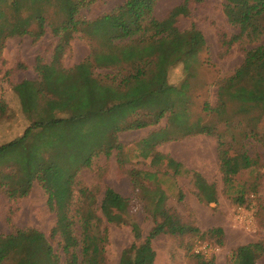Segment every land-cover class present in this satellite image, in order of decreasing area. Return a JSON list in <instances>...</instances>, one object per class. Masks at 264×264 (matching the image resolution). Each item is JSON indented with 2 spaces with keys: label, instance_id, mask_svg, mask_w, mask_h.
Segmentation results:
<instances>
[{
  "label": "rangeland",
  "instance_id": "rangeland-1",
  "mask_svg": "<svg viewBox=\"0 0 264 264\" xmlns=\"http://www.w3.org/2000/svg\"><path fill=\"white\" fill-rule=\"evenodd\" d=\"M11 1L0 2V7L6 10L10 19L12 16L15 18L14 11L8 5ZM225 1L191 0L189 13L186 14L179 9L184 0H157L153 15L161 35L172 27L187 30L192 25L203 32L207 48L199 54L200 62L191 68V75H188L182 61L169 68V84L181 87L188 80L186 96L176 99L174 110L183 112V118L189 125L198 121L214 125L216 132L236 151L241 148L238 136L244 135L243 131L250 125L246 114L238 111L237 103H230L229 114L222 115L205 109V103L217 105L219 82L235 72L243 62L247 49L264 43V36L259 42L244 39L229 46L228 41L239 29L229 22L224 12ZM59 2L52 0L41 4L47 29L43 36L34 39L29 34L14 35L4 42L0 54V103L3 105L0 110V145L23 135L26 128L36 121V110L31 113L23 110L15 86L25 80L31 83L41 80L36 68L38 59L48 67L69 69L85 60L91 52L89 40L80 33L70 41L62 55L55 52L58 36L53 33L51 25L64 19L59 11ZM124 2L126 0H93L81 6L78 17L93 20ZM31 13L32 9L21 12L23 17ZM36 24L32 20L30 28L35 29ZM113 73H116L114 69L104 68L97 69L95 75ZM65 74H68L66 69L55 72L54 80L65 86H75L76 79L65 78ZM41 88L46 90V87ZM82 102L71 105L59 102L48 106L43 123L30 129L27 134L30 136L24 145L0 157V169L17 175L27 183L35 175L31 171L34 169L32 163H37L43 156L51 158L65 172H77L73 186V214L77 207H92L103 216L100 207L107 187L128 198V215L139 224L141 237H136L128 223L109 224L106 264H120L125 248L134 242L140 244L144 241L154 225L153 209L158 195L154 191L158 188L166 194V206L176 210L186 221L202 231L220 226L225 234L223 243L217 242L216 237L160 234L152 241L156 251L154 264H200L196 253H202L208 259L215 257V264H230L233 249L237 246L257 241L264 245V146L261 143L251 141L247 144L249 152L259 155L261 162L255 169L240 173L231 189L224 183L220 171L217 134L196 132L184 135L183 127L178 126H173L171 130L164 129L171 127L170 111L155 125L117 133L116 129L120 126L119 107L112 106L113 102L97 101L95 107L87 109L88 102ZM44 105L42 100L40 106ZM141 116L145 117L144 114ZM58 118L61 120H54ZM224 118L231 123L228 124ZM254 125L260 130L264 121L254 120ZM113 132L117 134L112 135ZM149 135H155L154 138L171 135L172 138L148 150L141 146V142ZM147 141L151 143L152 139ZM117 143L122 145L120 150ZM109 148L112 150L107 154ZM167 156L182 163L183 173L173 174L164 158ZM88 162H91L90 166L84 165ZM192 170L200 172L208 182L216 185L217 202L207 203L199 199ZM147 173H154L155 176L149 178ZM13 175L6 176L3 187L10 186ZM242 185L245 189L243 203L237 200ZM23 186L22 183L17 188L16 194L22 192ZM81 188L88 192L83 194ZM48 199V193L38 181L33 182L29 193L23 197H9L6 191L0 189V234L6 236L18 228H37L50 235L56 223V211L49 207ZM51 241L57 248L58 239L52 238ZM14 262L11 260L6 264ZM258 263L264 264V253Z\"/></svg>",
  "mask_w": 264,
  "mask_h": 264
},
{
  "label": "trees",
  "instance_id": "trees-1",
  "mask_svg": "<svg viewBox=\"0 0 264 264\" xmlns=\"http://www.w3.org/2000/svg\"><path fill=\"white\" fill-rule=\"evenodd\" d=\"M4 1L6 0H0ZM51 1L12 0L8 5L14 11L15 18L12 16L11 19L6 10L0 7V54L4 42L10 36L29 34L38 39L47 32L41 4ZM59 1V11L63 13L64 19L51 25L53 33L58 36L55 52L62 55L78 33L89 40L91 52L85 60L69 69L61 66L48 67L39 58L36 68L41 74V80L37 83L43 84L25 80L15 86L23 110L28 113L36 110V121L26 128L23 135L0 145L1 158L24 145L30 136L27 135L30 129L43 123L48 106L59 102L63 105L76 102L83 104L85 101L82 100H86L87 109L95 107L97 101L107 104L113 102L112 106L120 108L117 109L120 121L117 133L155 125L170 111L171 127L164 129L171 130L173 126H178L183 127L184 135L196 132L217 134L220 171L224 183L231 189L240 173L259 166L260 156L252 155L247 144L256 141L264 146V126L260 130L256 129L257 126H252L254 120L264 121V43L247 49L243 62L235 72L219 82L217 105L210 106L205 103V109H211L219 115L229 114V104L237 103L238 111L246 114L250 125L243 131L244 135L238 136L241 148L233 151L231 143L226 142L216 132L214 125L203 121L189 125L186 118H183V112L174 110L176 99L186 96L188 80L181 87L169 84V68L182 61L188 75H191V68L200 62L199 54L207 48L205 36L200 29L195 25L187 30L172 27L161 35L153 15L157 0H126L119 7L89 21L79 18L78 14L81 6L93 0ZM190 1L184 0L179 9L188 14ZM30 9L32 13L23 17L21 12ZM224 12L229 22L239 29L228 41L229 46L244 39L259 42L263 38L264 0H226ZM32 20L37 22L35 29L30 28ZM104 68L114 69L116 73L95 75L97 69ZM65 69L68 72L65 78L69 76L76 79L75 86H65L54 80L55 72ZM41 87H46V90ZM42 100L44 107L40 106ZM2 109L3 105L0 103V110ZM254 112L259 113L255 115ZM131 116L133 118L129 119ZM224 119L228 124L231 123L229 119ZM117 133L113 132L112 135ZM154 136L146 137L141 146L151 150L158 143L172 138L171 135H162L159 138ZM147 139H152V142L149 143ZM116 145L120 150L122 145ZM111 150L109 148L107 154ZM41 157L37 163H32L34 169L31 171L35 175L27 183L17 175L0 169V189L6 191L9 197H23L29 193L33 182L38 181L49 195V207L56 211L55 226L50 235L37 228H18L6 236L0 234V264L11 260H15L13 264H106L109 224L128 223L136 237H141L139 224L128 215L129 199L112 187L105 189L100 207L103 216L97 214L92 207H77L73 214V186L77 172H65L51 158ZM164 158L174 175L183 173L181 162L170 156ZM84 165L90 166L91 162ZM191 173L199 199L207 203L217 202L216 185L208 182L198 171L192 170ZM147 174L149 178L155 176L154 173ZM7 175H13L8 188L3 187ZM22 183L25 188L18 195L16 190ZM80 191L83 194L88 192L85 188ZM244 191L242 185L237 195V200L241 203L245 202ZM154 194H158L153 209L154 225L144 241L140 244L134 242L123 250L120 264H154L156 251L152 241L163 233L174 236L191 234L201 238L216 237L217 242L223 243L225 231L222 227L216 226L202 231L186 221L176 210L166 206V194L162 189L158 188ZM52 238L58 239L57 248L51 241ZM263 253L262 242L242 244L233 249L230 264H259L258 259ZM195 256L200 264H215V257L208 259L202 253H196Z\"/></svg>",
  "mask_w": 264,
  "mask_h": 264
}]
</instances>
